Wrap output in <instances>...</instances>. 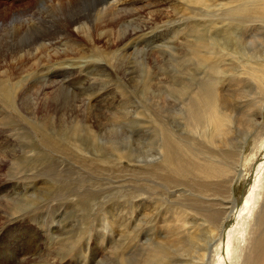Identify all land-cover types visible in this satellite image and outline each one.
Masks as SVG:
<instances>
[{"label": "rangeland", "instance_id": "374dc122", "mask_svg": "<svg viewBox=\"0 0 264 264\" xmlns=\"http://www.w3.org/2000/svg\"><path fill=\"white\" fill-rule=\"evenodd\" d=\"M162 1L20 0L17 4L0 0L1 4L19 9V12L25 10L22 24L32 11L44 16L47 7H51L55 22L79 17L89 28L86 36L68 35L65 39H58L60 35L56 30L53 36L56 46L52 47L49 64L44 59L45 51H36L33 41L34 30L39 26L38 16L30 21L37 24L33 31L20 29L18 39L12 43L22 47L15 49L16 52L21 51L22 59L16 60L15 55L8 52L9 47L1 46L5 53L0 62L5 64L0 65V84L3 83L0 85V140L5 141H0V150L4 152L0 151V264H147V236H152L155 228L171 227V213L176 212L180 204L174 202L178 198L179 187L176 181H158L159 178L154 176L151 180L152 166L147 169V162H155L153 166L163 162L164 155L159 147L169 143L166 133L171 124L179 134L185 127L184 120L175 114L182 107L178 102L182 98L177 96V99L176 93L173 96L175 90L170 89V83L182 82L184 67L186 69L195 63L191 61L189 52L194 53L198 39L209 38L208 30L212 27H209L211 14L200 10L201 0L194 3L193 0ZM207 2L203 4L208 5ZM116 12L120 13L117 15ZM110 26H115L114 30ZM14 27L17 26L9 28L10 32L3 36H11L16 30ZM37 34L35 31V36ZM126 37L128 41H125ZM168 53L169 56L173 53L172 57ZM179 57L183 60L180 61ZM188 58L189 64L185 62ZM8 59L13 60V65ZM180 65L184 66L181 73ZM186 79L194 80L195 76ZM222 89L225 90L224 86ZM14 94L15 99L12 97ZM259 95L252 97L255 98L253 101L250 96L242 100L240 115L236 119L244 126L237 130L236 135V130L230 134L233 137L229 140L231 143L225 158L230 166L229 178L233 182L222 183L218 189L220 197L217 200L220 198L225 204L220 205L221 208L215 206V219L221 215L222 207H229L231 202L232 210L239 209L246 195L243 190L246 188L247 192L244 174L250 172L248 168L252 162L259 155L262 157L264 152V94ZM9 100L14 105H10ZM154 110L160 114H154ZM149 127L156 133L158 131L160 137ZM147 174H151L150 177ZM257 213L254 220L259 229L264 225L263 198ZM228 220L223 219L222 226H226ZM147 229H150L148 234ZM260 235V232L256 234L254 241ZM232 239H235L234 234Z\"/></svg>", "mask_w": 264, "mask_h": 264}, {"label": "bare ground", "instance_id": "6f19581e", "mask_svg": "<svg viewBox=\"0 0 264 264\" xmlns=\"http://www.w3.org/2000/svg\"><path fill=\"white\" fill-rule=\"evenodd\" d=\"M4 1L11 2V3L14 1L15 3L17 2V4H18L19 3L18 1H20V0H4ZM22 1H24V0H21V2ZM135 1H137V0H134V2ZM183 1H185V0H183ZM188 1L190 2V0H188ZM194 1L195 0H193V3H194ZM201 1L203 3L207 2L204 0H201ZM1 2H2V0H1ZM107 2H108V0H107ZM156 2H157V0H156ZM147 3H148V1H147ZM151 3H152V1H151ZM158 3H156V4H158ZM199 3L201 4V2H199ZM203 3H202V7H201L202 9L199 6L200 10H204V11H206L207 14L208 13L211 14V15L210 14H208V15H210L209 17L211 18V20H209L210 21L209 27L211 26L212 28L210 30H208V32L210 31L209 34H208V32H206L208 34L209 38L204 39L202 37L203 34H202V36H200L201 34L199 35L203 39L202 38L198 39V37H197V39H198L196 42L197 47L194 50V53L189 52L193 58V59L191 58V61L192 60L195 61L194 65H191L193 67H191L189 65L190 67L185 69L184 66L180 65L178 68V69H180V73H181V69L184 67V70H182V73H181L182 82L170 83L172 86L170 89L173 88L172 90H175V92L174 91H173V93L171 92L173 94V96L176 93L177 95L175 97L178 96V97L182 98L180 101H178L182 104V107H180V110H178L177 113H175L174 110H173V112L175 114H178L176 117L180 116L181 120H184L183 124L185 127L183 128L182 132H180V134H179V133H177V131L173 130V129H175L174 128L175 126H173L171 124V126L168 128L167 133H166V137L168 138L169 143H167L165 145L164 144L165 142H164L163 143L164 145L162 144L163 146L159 147L161 152L164 155L163 162H160V163L157 162L158 166H153V164L155 162H147V169H149L148 166H152V172H153L152 177H150L151 174H147V175H149L147 177H150L151 180H153L152 178L156 177V178H159V179H157L158 181H160V179H161V181L162 180L163 181H171L172 183L176 181L175 184L177 187H179V191L177 193L178 198H175V199L173 198V199H174V202L180 203L178 205V207L176 208V212L171 213V221H170L171 227H160L159 230L163 229V230H161V231H164L163 233H161L157 228H155L153 230V235L150 234L152 236H147V264H199V263L202 264L204 261L206 262V260H207V262L204 264H264V227H263L264 225L262 226L263 229L262 228L258 229V227L255 226L256 220H254L256 215L258 214L257 208L259 206V203H260L262 198L264 199V152L262 153V157H260L261 155H259L257 157V159L254 162H252V166L250 165L251 168L250 167L248 168V169H251L250 172L247 170V172H249V173L244 174V181L243 182H245V180L247 179V181H246L247 182V192H246V188H245L243 191L246 195L243 198L239 209L232 210L231 209L232 208V205H231L232 202H231L229 204V207L225 208L226 205L224 207H222V209L220 211L221 215H219L218 219L216 218L217 220L215 219L216 216L214 214L215 206L217 207V206H220L222 204H225L224 202H222L223 200L221 201L220 198H219V200H217L218 197H220L219 196L220 192H218V189L220 190V186L222 183L223 184L225 183V185H226L229 182H231V183L233 182V180H231L229 178L230 172L228 173V171L230 170V168H229L230 166L228 167L225 158H226V155H228L227 153H228V149L230 147L229 145L231 143V142H229V140L231 137H233V136H230V134L233 133L234 130H236V132H235V135H236L237 130L239 131L241 129L240 127L242 125L244 126L243 122L236 119L240 115L238 112L240 110L242 100L248 96H250L251 97L250 99H252V97H254V96H257V95L260 96L259 94H264V0H211V1L207 2V3H209L208 5L203 4ZM74 5H76V4H74ZM59 6H61L60 3H59ZM70 6H72L71 3H70ZM149 6H150V4H149ZM151 6H152V4H151ZM0 7H2L0 12L3 11V13L0 17V57H2V55L5 53V51L1 48V46H3V47H9L10 48V51H8V52L13 53L15 55L16 60L22 59L23 55L21 54V51L18 50L16 52V50H15V49H19L22 47L20 45H17L18 43L14 44V45H12V43L15 42V39H18L19 32L21 31L20 29H26V30H32L33 31L34 27L37 24L31 23L30 21L36 19L37 16L39 19V26L34 30L33 41H34V44L37 46L36 51H38V50L43 51V52L45 51L43 55L45 56L44 59H46V61H47L46 64H49V62H50V57H51L50 53H52L51 52L52 47L56 46V45H54L55 42H54V38H53L54 32L56 30H58L59 35H60V38H58V39H65L68 35L69 36L71 35L73 37H76L77 35L86 36L89 33L88 26L84 22H82V19H80L79 17L76 19H71V20L64 19L63 22H60V23L55 22L54 21L55 19L53 18L52 14H51V7H47V12L45 10L46 15H44V16L42 14L38 15L37 12L32 11V13H30V15H28L29 16L28 19L24 18L25 24H22L23 23L22 22V19H23L22 13L25 11L24 9L19 12V9L12 8L9 5L7 6L3 3L2 4L0 3ZM56 7H57V5H56ZM93 7H95V6L93 5ZM186 7H187V5H186ZM194 8H195V6H194ZM27 9H31V8H26V10ZM119 9H120V7H119ZM118 13H120V12H118ZM118 13H117V15H118ZM100 14H102V12ZM100 14H98V15H100ZM204 14H205V12H204ZM130 15H128V16H130ZM194 15H195V13H194ZM124 17H126V16H124ZM122 18H123V16H122ZM126 18H129V17H126ZM150 21H151V19H150ZM18 23H20V24H18ZM92 23H94V22H92ZM113 24H112V26H113ZM128 24H130V23H128ZM132 24H133V22H132ZM101 25H102V22H101ZM103 25H105V24H103ZM109 25H111V24L108 23V26ZM200 25H202V24H200ZM13 26H17V27H14V28H16V30L14 29L12 35L11 36H8V35L3 36V34L8 32L9 30H11L12 29L11 27H13ZM93 26L95 27V24ZM96 26H97V24H96ZM91 27H92V25L90 26V28ZM104 27H106V26H104ZM114 27H111V28H113V30H114ZM142 27H144V26H142ZM9 28H11V29H9ZM139 29H142V28H139ZM139 29H138V31H139ZM206 30H204V31H206ZM35 31L38 33L36 36H35ZM90 31H92V30H90ZM195 31H196V29H195ZM92 32H95V31H92ZM129 32H131L130 29H129ZM198 32H200V31H198ZM203 33L205 34V32H203ZM237 33H239V36H237ZM96 35H97V32H96ZM108 35H110V34H108ZM113 35H114V33H113ZM93 36L96 37L95 35H93ZM104 37H106V36H104ZM112 37L113 36L111 35V38ZM205 37H206V35H205ZM84 39H86V38H84ZM92 39H93V37H92ZM103 39L104 38H102V40ZM129 40H130V38H129ZM66 41H67V39H66ZM104 41H106V40L104 39ZM125 41H128V38ZM61 42H62V40H61ZM129 42L127 44H129ZM178 43H179V41H178ZM61 44H63V43H61ZM70 44H71V42H70ZM73 44L74 43L72 41V45ZM115 44H117V43H115ZM173 45H175V44H173ZM85 46L87 47L86 44H85ZM184 46L185 45H183V48H184ZM124 47L122 46L123 49H124ZM81 48H84V47H81ZM104 48H105V46L103 47V49ZM110 48H113V47L110 46ZM164 48H165V46H164ZM72 49H74V46L72 47ZM167 49H168V47H167ZM177 49H179V48H177ZM185 49L188 51L187 47ZM185 49H183V50H185ZM101 51H103V50H101ZM131 52H132V50H131ZM166 52H167V50H166ZM78 53H75V54H78ZM111 53H113V51ZM142 54L144 55L146 53H142ZM109 55H111V54L109 53L108 57H109ZM171 55L169 56V53H168L169 57H172ZM105 56H107V55L105 54ZM181 57H179V58H181ZM115 58H117V57H115ZM185 58L187 59V57H185ZM79 59H82V58H79ZM160 59H162V58H160ZM171 60H173V59H171ZM182 60L183 59L181 58L180 61H182ZM9 61H12L11 65H13V60H9ZM176 61H175V63H176ZM107 62H108V60H107ZM185 62L187 64H189L188 62H190V59L188 58V60ZM4 64H3V61L0 62L1 66H3ZM172 65H173V63H172ZM172 65H170V66L172 67ZM152 67H151V69H152ZM156 67H158V66L156 65ZM27 68H28V66H27ZM103 69L106 71V68H103ZM15 70H16V68H15ZM174 71H176V69ZM149 73H150V71H149ZM180 73H178V74H180ZM193 75L195 76L194 80L193 79H186V77L191 78ZM144 77H146V75ZM151 77H153V76H151ZM155 77L157 78V76H154V78ZM31 78H32V76H31ZM147 78H150V77H147ZM197 78L199 79V81H197ZM170 79L172 80V78H170ZM170 79H169V81H170ZM0 81H1V79H0ZM2 81L4 82V79ZM159 81H157V82H159ZM28 82H29V80H28ZM31 82H33V80ZM1 84H3V83L1 82ZM33 85H35V84L33 83ZM145 85L147 86V84H145ZM156 86L158 87V85H156ZM223 86H224L225 90L222 89L223 91H221V88H223ZM4 87H5V85H4ZM168 87H169V85H168ZM0 89H2V87ZM155 89H157V88L155 87ZM15 90H17V88ZM159 91H160V89H159ZM13 92H15V91H13ZM157 93H158V90H157ZM6 96H7V94H6ZM8 97H9V95H8ZM12 97L14 98L15 94ZM148 97H150V96H148ZM161 97H163V96H161ZM178 97H177V99H178ZM8 99H10V98H8ZM254 99H252V101ZM149 100L147 99V101H149ZM167 100H169V99H167ZM171 100H173V98ZM10 102H11L10 105L11 104L14 105L12 103V101H10ZM150 102H152V101H150ZM150 102H148V103H150ZM17 103H15V104H17ZM161 105H162V103H161ZM158 107H159V105H158ZM262 107H264V105ZM156 108H154V109H156ZM149 109L151 110V109H153V107H150ZM158 109H161V108H158ZM165 110H168V109H165ZM248 110L251 111V109H249V108H248ZM147 111H148V109H147ZM154 111H155L154 114H157V113L160 114V112H157L156 110H154ZM154 111H152V112H154ZM163 111H164V109H163ZM168 111L170 112V110H168ZM168 111H166V112H168ZM162 113L163 112L161 111V114ZM260 113H261V111H260ZM170 114H167V115H170ZM243 114H241V115H243ZM163 116L164 115H162V117ZM249 116H251V114H249ZM257 116H259V115L257 114ZM152 117H153V115H152ZM158 117H161V116L158 115ZM169 117H172V116H169ZM253 117H251V118L254 119L255 117L254 118ZM153 119H155V118H153ZM163 119H165V118H163ZM6 120H8V118ZM159 120H162V119H159ZM174 120L175 119H173V121ZM241 120H242V118H241ZM148 121H149V119H148ZM156 121L158 122V120H156ZM162 121L164 122L166 120H162ZM251 122H253V121L251 120ZM151 123L152 122H150V124ZM179 123H182V122L179 121ZM253 123H252V126H253ZM183 124H180V125H183ZM247 124H248V122H247ZM161 125H162V123H161ZM148 126H149V124H148ZM151 126H152V124H151ZM250 126H251V124H250ZM250 126H249V128H251ZM152 128H155V127H152ZM178 128H179V126H178ZM179 129H181V128H179ZM153 130L150 128L151 132H154ZM150 131H148V132H150ZM154 133H156V132H154ZM158 133L159 132L157 131V133L155 135H157ZM153 136H154V134H153ZM155 137L156 136H154V138ZM159 137H160V135H159ZM159 137L157 136V138H159ZM18 140H20V139H18ZM149 141H150V139H149ZM3 142L1 141V143H3ZM159 142L160 141H158V143ZM152 144H151V146H152ZM3 146H5V145H3ZM153 147H155V146H153ZM1 152L4 153L3 150ZM159 155H162V154L159 153ZM6 156H7V154H6ZM153 157H154V155H153ZM159 157H161V156H159ZM11 159H13V158H11ZM149 159L150 158H148V160ZM159 159H161V158H159ZM7 162H9V161H7ZM0 163H2L1 158H0ZM2 173H3V171H2ZM147 173H149V171H147ZM226 174L228 175V177ZM150 178H149V180H150ZM156 178H155V181H156ZM226 178L228 181L226 180ZM157 183H159V182H157ZM149 185H151V184H149ZM149 185L147 186L149 188V189L147 188L148 190H150ZM155 187H157V186H155ZM169 187H171V186H169ZM155 189H153V190H155ZM157 189H158V187H157ZM159 190H161V189H159ZM159 190H157V191L159 192ZM173 191L175 192V190H173ZM155 192H153V193L155 194ZM167 192H169V190H167ZM169 193H171V192H169ZM227 196H228V194H227ZM169 197H171V196H169ZM7 199H9V198H7ZM18 199H20V198H18ZM227 201H229V200H227ZM160 205H161V203H160ZM227 205H228V202H227ZM147 208H149V207H147ZM163 208H161V209H163ZM220 208H221V206H220ZM150 209H151V206H150ZM159 209H160V207H159ZM165 212H168V211L166 210ZM228 218L230 220L229 224L227 226H222L223 219H228ZM252 230H254V231L250 234V232ZM149 232H150V229L149 230L147 229V234ZM259 232L261 233V235L257 239H255V241H254L255 235L258 234ZM162 234H163V237L161 236ZM233 234L235 235V239H232ZM49 260H48V262H49ZM116 260H118V258ZM46 263H47V261H46ZM117 263L119 264V262H117Z\"/></svg>", "mask_w": 264, "mask_h": 264}, {"label": "water", "instance_id": "95a60500", "mask_svg": "<svg viewBox=\"0 0 264 264\" xmlns=\"http://www.w3.org/2000/svg\"><path fill=\"white\" fill-rule=\"evenodd\" d=\"M237 204H238V203H237ZM237 204H236V205H237ZM229 222H230V220L227 221L226 226L229 224Z\"/></svg>", "mask_w": 264, "mask_h": 264}]
</instances>
